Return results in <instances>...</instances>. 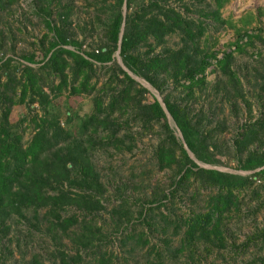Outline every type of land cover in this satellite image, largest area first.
<instances>
[{
	"label": "rangeland",
	"instance_id": "obj_1",
	"mask_svg": "<svg viewBox=\"0 0 264 264\" xmlns=\"http://www.w3.org/2000/svg\"><path fill=\"white\" fill-rule=\"evenodd\" d=\"M112 1L52 0L51 18L56 21V12L63 10L61 5H67L71 35L81 40L82 48L96 46L102 40L103 23L107 19L105 9ZM146 1L131 0L130 7L126 9L122 4L120 8L124 12ZM4 2L0 8L1 56L11 57V62L15 64L23 62L21 54L29 52L39 59L41 42L45 44L51 32L43 25L32 0ZM160 2L179 8L184 16L193 18L194 23L202 18L197 9L211 4V0ZM220 16L225 22L207 24L204 32L192 42H184L176 32L165 34L161 43H155L151 38L148 42L154 51L162 46L185 44L188 48L195 45L214 50L216 56H220L222 50L232 49L230 67L238 78L236 91H231L232 94L237 92L236 96H232L233 105L226 100L221 86L223 82H218L220 73L213 59L205 69L206 87L193 86L186 98L183 92H179V86L174 88L167 80L163 91L171 98L183 95V101L189 104L193 118L207 123L206 129L214 128L212 135L218 144L219 160L206 163L195 159L187 150L198 165L250 175L242 188L234 190L235 204L220 215L222 239L194 236L189 241L181 240L183 221L193 212L204 211L208 196L215 189L200 187L197 181L188 179L172 196L162 197L163 193L168 192L176 166L159 168L154 163L153 149L163 136L158 124L142 126L132 119L131 108L127 106L116 108L109 115L117 122L118 130L114 137H107L106 131L91 133L89 129L81 130L78 127L83 115L91 110L94 93L104 91L106 87L101 82L106 78L107 67L114 61L126 70L115 50L112 60L103 66L96 63L94 76L91 77V80L96 79L93 90L83 89L66 96L65 90L51 97L47 106L48 113L54 115L59 126L64 128L61 133L63 139L58 144L86 156L102 184L101 205L95 213H86V218H90L99 229L94 243L100 249L99 254L103 255V262L97 259L90 261L91 254L83 248L77 251L78 256H74L72 230L77 225H71L64 231L59 226L50 228L48 215H45L43 208H39L35 211V217L26 213L25 217L12 214L5 219L7 228L0 240L1 264H26L33 255H37L42 264H264L261 261L264 255V175L252 176L251 173L257 168L242 169L237 165L240 153L242 156L253 148L264 150V0H226L220 8ZM243 30L250 35L243 36L238 41L240 48H236L232 41L237 31ZM146 46L140 44L139 49L143 50ZM67 47L72 48L70 45ZM126 71L136 81V87L143 86L148 90L142 93L143 98H150L151 95L161 98L163 93L160 94L144 78ZM118 76L121 74L118 73ZM216 82L218 85H214ZM227 87L231 88L230 85ZM45 91L52 96L48 88L45 87ZM103 93L99 94L106 100ZM35 113L36 116L42 113L36 103L28 107L23 103L11 106L10 118L19 122L23 144L35 130L32 120ZM167 121L180 139L178 130L168 116ZM221 124L223 127L220 129ZM244 124L253 127L255 133L248 141L238 140V144H235L238 131L246 126ZM61 187L70 192L77 190L65 183ZM158 198L164 202L158 207L164 213V218L158 217L155 208H150L144 219L138 215L140 206L152 207ZM60 213L62 216L73 213L79 222L84 212L67 206ZM147 220L151 224H146ZM133 225L135 235L126 237L127 229ZM58 250L63 252V256Z\"/></svg>",
	"mask_w": 264,
	"mask_h": 264
},
{
	"label": "trees",
	"instance_id": "obj_2",
	"mask_svg": "<svg viewBox=\"0 0 264 264\" xmlns=\"http://www.w3.org/2000/svg\"><path fill=\"white\" fill-rule=\"evenodd\" d=\"M51 1L32 0L43 25L51 32L46 43L41 42L40 58L29 52L21 54L24 61L15 64L11 62V57L0 54V240L6 232L7 217L12 214L25 217L26 213L35 217V211L43 208L45 215H48L50 228L59 226L64 231L71 225H77L72 230L74 256H78L77 251L83 248L91 254L90 261H102L103 255L99 254L100 249L94 243L99 229L90 218H86V213H95L101 205L102 184L86 156L58 144L63 139L61 133L64 128L59 126L54 115L48 113L51 97L65 90V96L83 89L93 90L96 79L91 80V77L94 76L96 63L103 66L112 60V54L117 50L126 70L144 78L160 94L167 80H170L174 88L180 87L179 92H183L186 98L193 86L206 87L205 69L212 63L210 59H213L220 73L218 82H223L221 86L226 100L233 105L232 96H236L237 92L232 94L231 91H236L238 78L230 67L232 49L222 50L220 56H216L214 50L195 45L188 48L185 44L178 47L162 46L160 50L154 51L148 42L151 38L155 43H161L164 35L170 32H176L184 42H192L204 32L207 24L225 22L220 16V8L226 0H211L208 7L198 8L202 18L196 23L193 18L184 16L179 8L160 0H147L124 12L121 5L127 9L131 0H113L108 2V8L105 9L107 19L103 23L102 40L96 46L87 48H82L81 40L70 33L67 5H61L63 10L56 9V21L51 18ZM4 4V0H0V8ZM249 35L246 30L237 31L232 41L234 47L240 48L238 41ZM140 44L147 46L140 50ZM126 70L114 61L107 67L106 78L101 82L108 89L106 91L105 87L101 91L107 98L104 100L99 94L101 92L96 91L91 98V110L83 115L78 127L81 130L89 129L91 133L106 131L107 137H114L118 130L117 122L110 119L109 115L114 109L127 106L131 108L132 119L142 126L158 124L163 136L153 149L154 163L159 168L176 166L168 192L163 193L162 197L172 196L188 179L197 181L200 187L215 189L208 196L205 210L193 212L183 221L181 240L189 241L194 236L222 239L220 215L235 204L234 190L242 188L250 175L198 165L183 144L195 159L206 163L218 162V144L212 135L214 128L206 129L207 123L200 118H193L189 104L183 101V95L171 98L167 92L163 93L161 100L164 107L154 95L143 98L142 93L148 90L143 86L136 87V81ZM214 85H218L217 82ZM45 87L52 96L45 91ZM19 103L27 107L36 103L42 110L41 114H34L32 120L35 130L24 144L19 122L10 118L11 106ZM164 108L178 130L180 139L169 125ZM244 125L238 131L235 144H238V140L248 141L251 134L255 133L253 127ZM222 127L223 124L220 129ZM237 161L242 169L257 168L251 173L252 176L264 175V150L248 149L242 156L239 154ZM63 183L77 190L70 192L61 187ZM160 203L164 204L158 198L152 207L140 206L138 215L144 219L145 213L155 208L158 217L164 218V213L158 209ZM67 206H74L84 212L79 222L73 213L61 215L60 210ZM146 224L151 222L147 220ZM134 231L135 225L127 229L125 236H134ZM58 252L63 256L61 250ZM261 261L264 262V255ZM25 263L42 264V261L33 255Z\"/></svg>",
	"mask_w": 264,
	"mask_h": 264
},
{
	"label": "water",
	"instance_id": "obj_3",
	"mask_svg": "<svg viewBox=\"0 0 264 264\" xmlns=\"http://www.w3.org/2000/svg\"><path fill=\"white\" fill-rule=\"evenodd\" d=\"M157 98V97H156ZM157 100L160 102V104L164 107V105H163V102H162V100H161V98L159 99V98H157ZM164 110H165V114H166V116H168L169 118H170V116H169V114H168V112L166 111V109L164 108ZM185 148H186V150H188L187 149V147L185 146Z\"/></svg>",
	"mask_w": 264,
	"mask_h": 264
}]
</instances>
